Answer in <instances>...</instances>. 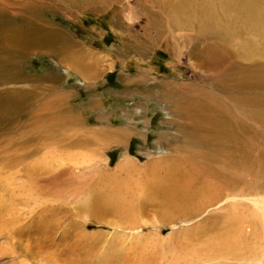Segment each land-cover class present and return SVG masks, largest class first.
Listing matches in <instances>:
<instances>
[{
	"label": "rangeland",
	"instance_id": "obj_1",
	"mask_svg": "<svg viewBox=\"0 0 264 264\" xmlns=\"http://www.w3.org/2000/svg\"><path fill=\"white\" fill-rule=\"evenodd\" d=\"M70 1L79 5L72 7ZM126 1L134 10L151 6V23L142 12L128 23L125 0L34 1L38 14L90 58L85 65L90 72L85 74L95 76L88 84L101 80L88 87L81 76L58 64L61 56L43 50L30 52L22 60L20 70L28 83L10 87L24 89L31 100L14 123L0 131V181L7 180L0 184V264H216L210 262L214 257L219 264H238L220 253L221 261L211 254L207 247L212 244L208 246L206 240L216 238L217 243L219 234L198 236L195 230L202 218L184 221V211L200 200L184 208L167 197L182 187L176 180L188 181L189 174L205 164L190 140L193 127L206 134L207 110L223 114L234 125L241 117L235 112L244 117L250 114L234 108L239 97L263 104V84L239 91L232 78L238 67L250 74L259 72L264 79V51L253 58L233 55L230 66L214 71L200 57L209 45L232 54L219 39L224 36L222 30L212 25L193 29L190 22L191 26L184 23L180 30L175 25L167 30L165 9L153 6L154 0ZM252 2L254 14L264 6V0ZM246 11L244 5L240 11L222 12L220 18L226 26L227 20L235 21ZM119 74L128 78L124 87L128 93L122 98L109 94L120 85ZM72 75L76 82L69 79ZM55 78L64 81L58 92ZM79 79L86 88L77 85ZM45 81L49 84L43 85ZM134 88L152 94L137 100L129 92ZM90 100L105 104L102 118H95V107H85ZM253 116L264 125V110ZM118 126L128 127L129 134L134 129L143 133L142 141L132 138L128 150L123 144H109V135L103 132L111 129L116 136ZM50 152L60 160L50 166L39 164ZM21 157L27 160L16 165ZM52 172L69 176L55 187L39 189L35 177L45 178ZM258 212L254 209L252 221L260 245L264 213ZM37 213L42 216L36 218ZM28 216L34 217L31 227L25 228ZM17 229L23 230L20 240L13 236ZM234 234L229 246L240 239L239 233Z\"/></svg>",
	"mask_w": 264,
	"mask_h": 264
},
{
	"label": "bare ground",
	"instance_id": "obj_2",
	"mask_svg": "<svg viewBox=\"0 0 264 264\" xmlns=\"http://www.w3.org/2000/svg\"><path fill=\"white\" fill-rule=\"evenodd\" d=\"M34 1L36 0H0V131L7 130L8 126L14 123L17 116L21 115L24 109H27L31 100V96L27 92L25 93L24 89L15 91L10 87L13 83H28V78L21 73L20 64L30 52L43 50L46 51L45 54L54 53L59 57L61 56L58 64L72 70L83 79L87 76L85 73L90 72L85 67V65L90 64V58L87 59L88 55H85L84 49L77 48V45L73 44L68 36H65L63 32L50 25L46 19H43L38 14L39 5H36ZM79 1L82 2L84 0ZM161 1L159 3V0H154L153 6L165 9L166 21L164 23L168 26L167 30L175 26L179 28L184 23L191 26L188 22L195 25L191 26L193 29L212 25L216 26L218 30H222V35L224 34V36L223 38L219 37V39L225 42L232 54L224 51L219 52L213 45H209L200 57L202 63H207L214 71L230 66L233 55L239 58H253L256 54L264 51V6L258 8L254 14L252 0ZM124 4L125 7H128L127 11L124 10V17L128 23L136 20L140 12L144 13L148 23H151L152 19H150L148 11L151 6L143 7L142 11L138 8L137 10L131 8L126 0ZM70 5L75 7L79 4L70 1ZM244 5L247 9L246 13L240 18L237 17L235 21L229 22L227 20V25L224 26L220 18L222 17V12L227 10L232 12L240 11ZM174 45L173 43V47ZM101 59L99 58V61ZM235 72L236 74H234L232 81L236 90L247 91V86H253L254 84L259 86L263 84L264 89V79L260 78L261 74L259 72L250 74V70L245 72L238 67H236ZM237 107L248 110V114H250L248 117H244L245 115L243 116L242 113L239 114L240 111L235 112L237 117H241L236 120L237 122L234 125L223 114L217 116L215 113L212 114V111L207 110V113H204L205 117H203V120L210 124V126L206 124L209 127L206 134L200 135L198 132L200 128L193 127V134H191L193 140L191 138L190 142H192L191 145L194 148L199 149L196 156L201 158L200 161L203 160L205 164L201 165L203 168H198L199 172H191L188 181L186 180L184 183L179 184V179L176 180L177 185L182 187H179L178 190L173 189V193L171 195L168 194L167 199L172 201V203L175 201L178 206L184 208L188 204L192 205L200 200L197 206L192 207L190 205L192 208L190 207L189 212H186L188 210L184 211V214H186V216L183 214L185 216L184 221L188 222L189 220L202 218L195 230L198 236L206 237L212 233L214 235L219 234L217 243L213 242V240H217L216 238L206 240L209 243L208 246L212 244L210 245L211 247L207 248H211L212 253H210L213 256H217L220 253L224 258L226 256L227 260L237 261L238 264H264V235L262 233L263 243H260V245L256 244V223L253 224L255 221H252L254 209L259 211L258 213H264V196H253L254 192L255 194L264 193V125H260L259 121L253 116L254 113L264 110V102L261 105L259 101L241 99L239 97L234 108ZM241 118L243 120L240 121ZM242 124H246V126ZM117 137L118 140L120 139L119 137L122 139V136H115V139L111 140L112 144L116 142ZM43 156L42 159L40 158L42 163L38 160L39 164L43 166H50L51 162L55 163L60 160L59 158H54L51 152ZM26 160L27 157H21V159H16L15 162L17 165V162ZM122 164L121 162L119 165ZM29 166L31 167V165ZM55 172L49 173L45 178L36 176L34 183L37 184L39 189L55 187L61 182H65V177L69 176H66L68 173L62 175L60 172L62 175L60 176ZM179 173L181 172L179 171ZM4 182H7V180ZM4 182L0 181V184H4ZM166 191L165 193H167ZM41 216L40 213L35 214L36 218ZM33 217H27L25 228L31 227ZM234 223L239 227L230 228ZM120 228L123 227L115 229ZM232 230L239 233L240 239L235 237L238 241L229 246V239L234 240L232 237L234 231L232 235L230 232ZM22 232L23 230L17 229V233L13 234V236L20 240ZM256 232L258 233V231ZM259 234L261 233L259 232ZM234 236H237V234H234ZM258 240L260 241L261 238ZM238 245L242 246V248L237 247ZM203 248L205 249V247ZM207 250L210 251L209 249ZM212 258L210 257L209 259ZM214 258L210 262L219 264ZM221 260L223 259H219V261ZM200 264L210 263L201 261Z\"/></svg>",
	"mask_w": 264,
	"mask_h": 264
},
{
	"label": "crops",
	"instance_id": "obj_3",
	"mask_svg": "<svg viewBox=\"0 0 264 264\" xmlns=\"http://www.w3.org/2000/svg\"><path fill=\"white\" fill-rule=\"evenodd\" d=\"M113 70H115V67L113 66ZM55 70L53 69V70H50L49 72H54ZM107 72H109V71H107ZM115 72V71H114ZM57 74V73H56ZM120 75V74H119ZM91 76H95V75H93V74H89V75H87V76H85V83H86V85L88 84V83H90V81H92V80H94V79H92V77ZM100 75L98 74V77H99ZM98 77H95V78H98ZM69 79H74L75 81L74 82H76L77 81V78L75 77V76H70V78ZM69 79H67V80H69ZM101 79L99 78L98 80L96 79L95 81H93V82H91L92 84H88L87 86L88 87H90L91 85H93V84H95L96 82H99ZM61 81L62 82H64L63 81V78H61V79H59V81L57 80L56 82H55V84H56V91L58 92V90L59 89H57L58 88V86H59V84H61ZM118 81L120 82V85H116L115 87H114V90L113 89H111V90H113L114 92H112V93H110L109 92V94H115L114 96H116L117 98H122V97H124L128 92H127V89H125L124 87L125 86H127V81H128V78H127V76H119L118 77ZM49 84V82L48 81H45V82H43L42 84L44 85V84ZM51 85V84H50ZM77 85H79V87H85V84L79 79V83L77 84ZM47 86V85H46ZM51 86H53V85H51ZM86 88V87H85ZM63 91V90H62ZM129 91V90H128ZM129 92H132L133 93V96L135 97V99H140V98H142V99H144L145 97H149L152 93H151V91L149 90V91H140L139 89H137V88H134L133 90H130ZM64 92H62V94H63ZM90 97L92 98V97H94V95H89V99H90ZM137 99V100H138ZM88 101V100H87ZM84 106V105H83ZM85 107L88 109V110H92V107H95V111H96V117L95 118H102L101 116H103V114L105 115V113L106 112H104V110L103 109H105V104H103L102 105V103H99V102H97L96 100L95 101H89V102H87V105H85ZM108 112H110V110H108ZM111 116V115H110ZM126 127V126H125ZM104 133V135L105 134H108L109 136L107 137L108 138V140L110 141L109 143L111 144V139H112V130L110 129V130H107V129H105V131L103 132ZM115 133H116V136H118L119 134H121V133H124V136H122V139H121V137H119L120 139V141L118 140V137H117V140L119 141H117L116 140V142L117 143H119V144H117V146H122V144H123V146H124V148L125 149H129V147H130V143H131V140H132V138L134 139H137V140H141L142 141V139H143V133H139V132H137V130L136 129H134V131H132V133H130L129 134V129H128V127H126V128H123V127H121V126H118L117 128H115ZM120 136V135H119ZM127 147V148H126Z\"/></svg>",
	"mask_w": 264,
	"mask_h": 264
}]
</instances>
